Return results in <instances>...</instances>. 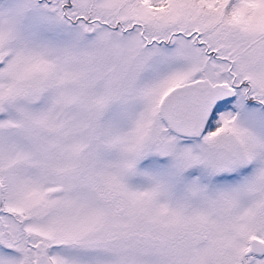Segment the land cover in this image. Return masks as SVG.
<instances>
[{
  "label": "snow or ice",
  "instance_id": "1",
  "mask_svg": "<svg viewBox=\"0 0 264 264\" xmlns=\"http://www.w3.org/2000/svg\"><path fill=\"white\" fill-rule=\"evenodd\" d=\"M0 264H264V0H0Z\"/></svg>",
  "mask_w": 264,
  "mask_h": 264
}]
</instances>
